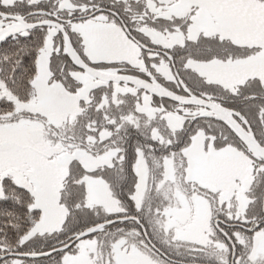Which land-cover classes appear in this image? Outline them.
Masks as SVG:
<instances>
[{
  "label": "snow or ice",
  "instance_id": "snow-or-ice-1",
  "mask_svg": "<svg viewBox=\"0 0 264 264\" xmlns=\"http://www.w3.org/2000/svg\"><path fill=\"white\" fill-rule=\"evenodd\" d=\"M0 264H264V0H0Z\"/></svg>",
  "mask_w": 264,
  "mask_h": 264
}]
</instances>
